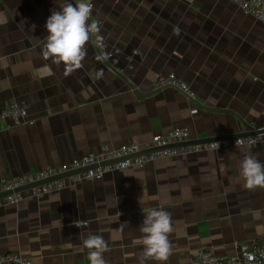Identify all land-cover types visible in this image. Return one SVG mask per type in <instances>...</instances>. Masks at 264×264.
Returning a JSON list of instances; mask_svg holds the SVG:
<instances>
[{"label":"crops","instance_id":"obj_1","mask_svg":"<svg viewBox=\"0 0 264 264\" xmlns=\"http://www.w3.org/2000/svg\"><path fill=\"white\" fill-rule=\"evenodd\" d=\"M91 2L103 46L89 42L83 66L66 75L63 63L42 55L47 18L64 0H0V108L24 100L35 120L3 124L0 181L71 161L104 144H147L175 126L188 129L193 140L248 131L236 115L264 128V25L239 5ZM113 49L116 69L142 92L157 89V74L174 72L196 100L235 114L193 113V101L173 87L138 97L97 60ZM245 154L264 162V139L251 147L197 151L109 171L101 179L72 184L65 176L61 190L0 207V255L16 252L34 264H90L81 242L99 234L108 243L107 264H139L143 246L134 242L143 235V218L163 209L172 223L165 264H191L202 249L238 256V244L264 237V188L248 189L239 177Z\"/></svg>","mask_w":264,"mask_h":264},{"label":"built area","instance_id":"obj_2","mask_svg":"<svg viewBox=\"0 0 264 264\" xmlns=\"http://www.w3.org/2000/svg\"><path fill=\"white\" fill-rule=\"evenodd\" d=\"M230 1L239 5L247 15L264 25V0ZM104 56L114 67L118 66L119 58L114 49L105 53ZM155 82L157 89L173 87L191 101L196 98L188 82L174 72L157 74ZM199 110L194 105L192 112L196 113ZM7 122L15 125L34 124L35 120L29 117V104L24 100H16L0 108V130L3 124ZM262 139H264V133L184 145L182 143L193 140L191 133L186 128L175 126L164 134L155 135L152 141L147 144L124 143L117 147L104 144L99 151L89 152L71 161L48 166L32 174L2 179L0 181V193H10L0 196V207L16 204L27 197H39L52 191L61 190L67 186V181L66 178H56L57 176L92 165L97 164L96 167L69 175V183L73 184L83 179H101L109 171L123 170L131 166H143L148 162L186 153L229 147H251ZM174 144L175 146H170ZM106 162L109 163L106 164ZM102 163L105 164L102 165ZM30 185L32 186L29 188L19 190ZM80 224L85 225L86 223ZM238 246L240 254L235 257H221L211 249H202L195 254L191 264H264V237L256 243H241ZM249 256L253 259L250 260ZM0 264H34V262L29 257L16 252H9L0 255Z\"/></svg>","mask_w":264,"mask_h":264},{"label":"clouds","instance_id":"obj_3","mask_svg":"<svg viewBox=\"0 0 264 264\" xmlns=\"http://www.w3.org/2000/svg\"><path fill=\"white\" fill-rule=\"evenodd\" d=\"M92 12L91 0H75V3L64 0L59 10H52L47 18L42 55L56 64L63 63L66 75L83 66L89 42L103 46V37L99 35L101 29L92 19ZM105 59L106 56H97V60ZM239 177L248 189L264 188V162L252 154H245L240 162ZM139 231L143 235L134 242L143 246L139 264H147L150 260L165 264L172 251L168 238L172 231L170 214L163 209H152L144 216ZM80 250H87L90 264H107L104 254L109 248L102 235L88 234L82 240ZM249 259L253 257L249 256Z\"/></svg>","mask_w":264,"mask_h":264},{"label":"water","instance_id":"obj_4","mask_svg":"<svg viewBox=\"0 0 264 264\" xmlns=\"http://www.w3.org/2000/svg\"><path fill=\"white\" fill-rule=\"evenodd\" d=\"M104 62L106 63V65H108L109 68L114 70L122 79H124L130 85V87L133 89V91L135 92V94L138 97H148V96H151V95L155 94L159 90V89H156V90H153L151 92H142L138 88V86L127 76V74H125L122 71H119L118 69H116V67H114L110 63V61L108 59H105ZM193 103L199 109H203V110H206V111L224 112V113H233V114H235L234 111H232L230 109H224V108H218V107H210V106H207V105L201 103L200 101H198L196 99L193 100ZM236 116L239 118V120L242 123H244L248 127V131L241 132V133H234V134H230V135H223V136H218V137H209V138H204V139L190 140V141L184 142L182 144L187 145V144H194V143H203V142H210V141H215V140H222V139H226V138H237V137L258 135V134H263L264 133V128H258V127L251 126L242 117H240L239 115H236ZM170 146H175V144L174 145H170ZM146 152H148V151H146ZM109 162H113V161H109ZM109 162H106V164L109 163ZM104 164L105 163H102V165H104ZM96 166H97V164L89 166V167H86V168H82L80 170L67 172V173H64V174H61V175L57 176L56 178H64L65 176H69V175H72V174H75V173H78V172H81V171H85V170H87L89 168L96 167ZM31 186L32 185L27 186V187H23V188H20L19 190H24V189L29 188ZM6 193H10V192L0 193V196L4 195Z\"/></svg>","mask_w":264,"mask_h":264}]
</instances>
